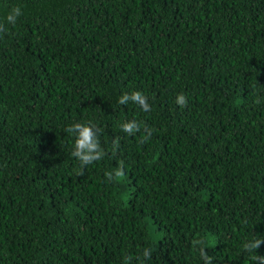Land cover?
I'll return each mask as SVG.
<instances>
[{"label":"trees","instance_id":"1","mask_svg":"<svg viewBox=\"0 0 264 264\" xmlns=\"http://www.w3.org/2000/svg\"><path fill=\"white\" fill-rule=\"evenodd\" d=\"M136 90L148 111L118 103ZM88 121L81 165L65 129ZM254 236L264 0H0V264H259Z\"/></svg>","mask_w":264,"mask_h":264},{"label":"clouds","instance_id":"2","mask_svg":"<svg viewBox=\"0 0 264 264\" xmlns=\"http://www.w3.org/2000/svg\"><path fill=\"white\" fill-rule=\"evenodd\" d=\"M19 15H21V8L14 6L7 12L6 20L9 23H14ZM129 101H132L144 111H148L150 108L148 98L139 90L131 93H124L118 97V103L121 105L127 104ZM176 103L178 105H185L187 103V100L182 93L177 94ZM121 128L124 132L133 134L140 130V123L136 119H130L123 122ZM65 130L74 138L72 155L79 159L81 165H89L93 161L102 157L103 150L98 138L99 129L93 122H74L69 124ZM148 135H150V130H148ZM147 138L146 135L144 139ZM109 175L111 176V173H109ZM117 175H119V172ZM262 242H264V237L254 236L252 239L247 240L243 245L244 249L252 254L256 262L258 261L259 264H264V255H258L256 249ZM200 243L201 241L199 240L194 241V244L196 245H199ZM198 250L204 264H211V257L207 254L205 249L200 247ZM142 254L143 257L147 259L151 256V250L144 249Z\"/></svg>","mask_w":264,"mask_h":264}]
</instances>
